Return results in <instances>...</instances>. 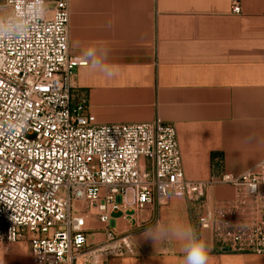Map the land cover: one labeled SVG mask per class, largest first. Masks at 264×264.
Instances as JSON below:
<instances>
[{"label": "built area", "instance_id": "built-area-1", "mask_svg": "<svg viewBox=\"0 0 264 264\" xmlns=\"http://www.w3.org/2000/svg\"><path fill=\"white\" fill-rule=\"evenodd\" d=\"M0 2V252L25 242L28 264L131 254L112 216L176 197L196 205L221 250L264 254V156L255 171L218 179L230 200L207 203L211 183L185 178L173 125H97L74 103V70L88 61L68 52L69 0ZM92 216L105 227L98 245L87 244Z\"/></svg>", "mask_w": 264, "mask_h": 264}, {"label": "crops", "instance_id": "crops-1", "mask_svg": "<svg viewBox=\"0 0 264 264\" xmlns=\"http://www.w3.org/2000/svg\"><path fill=\"white\" fill-rule=\"evenodd\" d=\"M68 12L69 55L110 49L116 73L75 68L74 103L84 101L97 125H173L185 178L211 183L209 204L230 200L233 187L218 179L253 172L264 156V0H69ZM197 213L169 197L129 217L114 214L110 227L129 234L133 252L78 264H184L180 242L145 238L157 225L194 226L210 249L207 264H264V254L221 250ZM104 228L90 217L87 244L103 243ZM17 244L4 264H28V245Z\"/></svg>", "mask_w": 264, "mask_h": 264}, {"label": "clouds", "instance_id": "clouds-1", "mask_svg": "<svg viewBox=\"0 0 264 264\" xmlns=\"http://www.w3.org/2000/svg\"><path fill=\"white\" fill-rule=\"evenodd\" d=\"M0 38L4 37L0 35ZM110 55V49H106L102 53L97 49H91L87 52L85 59L89 62L88 66L93 73H99L111 79L116 73L113 71V66L106 63L110 59ZM146 233L145 238H150L154 243L169 238L180 242L184 254V264H207L210 249L194 226L169 225L162 227L157 225L155 228L147 229Z\"/></svg>", "mask_w": 264, "mask_h": 264}, {"label": "rangeland", "instance_id": "rangeland-1", "mask_svg": "<svg viewBox=\"0 0 264 264\" xmlns=\"http://www.w3.org/2000/svg\"><path fill=\"white\" fill-rule=\"evenodd\" d=\"M0 4H1V2H0ZM6 13V10L5 9H3V8H0V14H5ZM19 247L20 245L19 244H13V245H11L9 248H7V249H3L1 252H0V264H4V255L8 252V251H10V250H12V249H14V251H15V247Z\"/></svg>", "mask_w": 264, "mask_h": 264}]
</instances>
